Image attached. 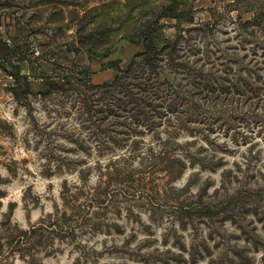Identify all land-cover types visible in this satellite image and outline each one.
<instances>
[{
	"label": "rangeland",
	"instance_id": "obj_1",
	"mask_svg": "<svg viewBox=\"0 0 264 264\" xmlns=\"http://www.w3.org/2000/svg\"><path fill=\"white\" fill-rule=\"evenodd\" d=\"M0 264H264V0H0Z\"/></svg>",
	"mask_w": 264,
	"mask_h": 264
},
{
	"label": "trees",
	"instance_id": "obj_2",
	"mask_svg": "<svg viewBox=\"0 0 264 264\" xmlns=\"http://www.w3.org/2000/svg\"><path fill=\"white\" fill-rule=\"evenodd\" d=\"M169 45L168 46H165V47H163L160 51H159V55L162 53V54H164V55H166V54H168V50H169ZM155 52V51H154ZM157 52L158 51H156L154 54H157ZM154 59H155V57H154ZM146 61V60H145ZM150 62H149V65H151V64H153V61L152 60H149ZM152 66V65H151ZM155 76H158V75H155ZM117 78V80H118V77H116ZM140 87L139 86H136V89H139ZM150 88V87H149ZM148 88V94L150 93V89ZM202 91L203 92H207V93H209L210 91H208V90H205V86H203L202 88ZM130 96H131V94H130ZM132 97V96H131ZM136 100V99H135Z\"/></svg>",
	"mask_w": 264,
	"mask_h": 264
}]
</instances>
